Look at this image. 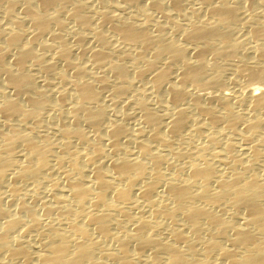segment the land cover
Instances as JSON below:
<instances>
[{"label": "bare ground", "instance_id": "6f19581e", "mask_svg": "<svg viewBox=\"0 0 264 264\" xmlns=\"http://www.w3.org/2000/svg\"><path fill=\"white\" fill-rule=\"evenodd\" d=\"M0 264H264V0H0Z\"/></svg>", "mask_w": 264, "mask_h": 264}]
</instances>
